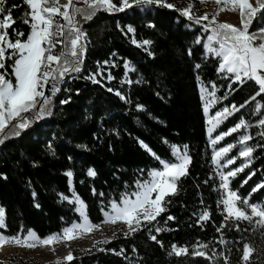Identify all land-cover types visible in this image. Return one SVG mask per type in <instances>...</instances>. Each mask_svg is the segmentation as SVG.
<instances>
[{
    "label": "trees",
    "instance_id": "trees-1",
    "mask_svg": "<svg viewBox=\"0 0 264 264\" xmlns=\"http://www.w3.org/2000/svg\"><path fill=\"white\" fill-rule=\"evenodd\" d=\"M4 6L15 20L8 37L25 41L30 33V25L23 23L28 6L24 0H6ZM143 6L134 4L121 12L95 10L90 20L77 15L86 33L80 71L66 74L55 95L50 85L46 88L51 115L19 135L9 132L0 143V205L6 212L2 231L14 236L31 230L41 238L60 233L79 219L77 197L86 204L91 222L99 224L113 200L120 203L124 193L137 191L138 182L151 179L153 169H162L156 156L175 162L171 146H187L191 162L187 174L176 181L175 194L165 197L166 211L127 236L121 233L88 253L77 252L69 264H244L245 245L253 249L248 264H264V227L225 219L220 203L225 194L214 161L215 147L234 144L222 164L235 158L226 172L241 167L246 161L238 155L239 135H250L252 161L230 178V184L241 198L251 194L250 203L264 205V188L252 191L264 184V128L259 125L264 94L221 120L213 139L242 119L249 126L214 147L205 105L213 116L232 105L239 108L255 95L257 85L234 82L221 73L219 61L206 55L200 41L203 23L176 8L154 3L142 10ZM261 28L264 13L258 14L252 30ZM17 31L24 35L17 36ZM145 40L150 43L143 44ZM12 52L7 49L0 71L15 84L12 71L18 56ZM89 170L95 176H89ZM205 212L209 218L201 219ZM173 245L187 247L188 253L175 255Z\"/></svg>",
    "mask_w": 264,
    "mask_h": 264
},
{
    "label": "snow or ice",
    "instance_id": "snow-or-ice-1",
    "mask_svg": "<svg viewBox=\"0 0 264 264\" xmlns=\"http://www.w3.org/2000/svg\"><path fill=\"white\" fill-rule=\"evenodd\" d=\"M205 3L206 0H199ZM6 0H0V69H4L7 49H12V55L18 56L13 63L12 75L15 78V84L12 79H7L6 72L0 71V143L7 138L9 132L13 135H19L21 129L29 127L47 114L51 115L50 97L45 95V89L51 86L52 95H55L59 88L57 83L61 81L69 72L80 71V55L84 50L82 39L86 37L79 27V21L76 19L80 15L84 20H90L95 10L106 9L107 11H123L125 7H131L129 0H122V7L117 8L112 0H24L28 6L29 12L25 15L23 23L30 25V33L25 41L19 39L14 42L8 37L7 29L15 23L11 15V10L5 8ZM88 5L89 8L78 7V4ZM136 4H161L167 8H175L173 4L162 3V0H135ZM215 3L221 5L215 15L209 20V14L206 12L203 16H196L192 13L193 4H189L184 9H178L182 15L201 24L203 21H209L204 25L205 31L211 27L212 35L208 36V51L220 57L222 62L219 64L220 71H227L234 74L235 81L241 84L250 80L257 85V92L245 101L239 108L232 105L231 109L224 108L216 113V119L213 127L226 119L234 112L244 108L248 103L254 101L257 96L264 94V28L256 32H249L251 22L258 13H264V0H215ZM13 7H16L13 5ZM225 10L238 12L240 16V25L236 26L228 22H219L217 17ZM59 17L63 23L56 18ZM131 31V29H130ZM17 36H23L24 33L17 31ZM215 41L218 47H212ZM145 40L143 44H149ZM60 45L58 53L54 49ZM199 67V66H197ZM91 78V77H90ZM111 79V77H109ZM98 82V81H97ZM111 91V89H109ZM119 95V93H117ZM209 95H214L209 93ZM261 105H257L255 111L259 112ZM207 111V104L205 105ZM31 114V116L25 115ZM16 121V123H13ZM259 125L264 128V119L259 120ZM249 125L243 119L234 127L216 137L212 141L224 139L225 136L237 132L239 129L246 128ZM8 129V132L5 130ZM212 129L210 128L209 131ZM264 135V132L261 133ZM250 135L240 137L239 143L246 145L251 140ZM144 147H147L146 145ZM172 154L177 157L178 162H168L153 153L156 159L162 165V169H153L150 172L151 179L144 183L138 182V191L128 194L124 193L120 203L115 200L111 202V211L104 212L102 223L116 224L124 222L127 224L129 232H135L142 226V221L151 223L164 211L163 207L165 197L174 195L176 192V181L187 174V165L191 162V157L187 155V146L183 153L179 148L172 145ZM234 144L221 148L215 153L214 161L218 163V158L229 153ZM149 151H151L149 149ZM253 152L252 147H243L239 152V157H250ZM235 163V158L226 161L227 165ZM247 164L227 172H220V187L225 190L226 198L220 203L225 206V219L244 220L256 224L258 227H264V205L250 203L249 197L241 198L237 191L230 189V178L236 177L237 173L242 172ZM67 175L71 176L72 173ZM89 176H95L94 170H89ZM247 183V181H244ZM264 188V184L258 185L252 191ZM95 191V190H93ZM155 194V198H153ZM102 195V194H101ZM132 196L135 199H132ZM67 199V197H64ZM80 207L76 209L82 218L81 223H73L70 227L64 228L60 233L51 234L41 238L33 231L29 230L26 234H17L14 236H5L0 233V247L5 244H14L26 248H35L37 246H53L58 242H67L72 239L80 238L85 233L99 228L100 225L93 224L87 216V206L78 197L75 200ZM250 209V214L247 211ZM103 211V210H102ZM5 209L0 207V228L6 227L4 223ZM209 214L205 212L201 219H208ZM255 218V219H254ZM173 219V217H169ZM163 229L157 228L156 231ZM220 231V229H217ZM129 232H125L127 236ZM153 240L155 236L151 237ZM110 241H103L108 243ZM223 242V241H222ZM101 243V242H97ZM207 247V245H201ZM54 250V248H53ZM173 253L177 256L188 253L187 247L172 246ZM253 249L245 245L242 253V261L248 264L250 254ZM197 256H205L206 253L195 251ZM211 259V257H208ZM73 256L69 254L64 260L57 261V264H69ZM3 264V262H0Z\"/></svg>",
    "mask_w": 264,
    "mask_h": 264
},
{
    "label": "rangeland",
    "instance_id": "rangeland-1",
    "mask_svg": "<svg viewBox=\"0 0 264 264\" xmlns=\"http://www.w3.org/2000/svg\"><path fill=\"white\" fill-rule=\"evenodd\" d=\"M63 2H64V0H61V3H63ZM252 2L255 3V0H252ZM162 3L173 4V5H175L176 9H184V8L188 7V5L191 3L194 5V7L191 10L194 15L203 16L207 12L209 14V20L211 19V17L213 15H215L217 10L221 7V5H218L217 3H215V0H206L205 3H200L199 0H162ZM113 4H115V3H113ZM129 4H131L133 6L134 4H136L135 0H129ZM149 5L150 4H144L142 10L143 9L147 10ZM122 6L123 5L121 4V5L117 6V8L122 7ZM128 9H129V7L124 8V10H128ZM172 9H174V8H172ZM116 12H121V11H116ZM258 14H257V16H258ZM257 16H256V18H257ZM256 18H254L252 20L250 28H249V32H256V31L252 30L253 22ZM56 19L59 20V22H61L59 17H57ZM217 20L219 22L232 23L233 25H236V26L240 25V16H239L238 12L225 10L219 14V16L217 17ZM62 23H63V21H62ZM202 23L204 25L209 24V21L206 20V21H203ZM189 27L191 29H193V27H191L190 25H189ZM201 35H202V37L200 38V41L204 47L206 55L210 58L217 59L219 61V63H221L222 60L220 57H217L214 53H211L208 51V45H209L208 36L212 35L211 27L209 28L208 31H205V29H202ZM84 42L85 41L83 38L82 43L84 44ZM211 43H212V47H218V44L215 41H213ZM53 51H54V53H56L55 49ZM127 68L129 69V71L132 70V67L130 66V64H127ZM221 73L226 75V76L233 77L235 79L234 74H229V73H227L226 70L221 71ZM45 91H46V89H45ZM209 108H210V105L207 104V116H208V122H209V129L210 128L212 129L211 131H209V136H210V139L212 142L213 140H215L212 138V136L214 134V131L218 128L219 124H217L215 127H213V122L216 119V115L215 116L211 115L209 112ZM25 115H27V114H25ZM13 122H15V121H13ZM241 136H243V134L239 135V140H240ZM216 143L213 144L214 147H215ZM245 146L249 147L247 143H246V145L240 144L239 152ZM178 148H179L180 152L183 153L184 149H182L180 147H178ZM220 149L215 147V153L217 151H219ZM187 155H188V153H187ZM226 155L219 157L218 163L216 162V165L218 166L220 172H226V167L228 165L222 164V161H224L226 159ZM242 160L244 161L245 157ZM245 161H244L245 164H247V165L250 164V162L252 161V156L247 157ZM175 162H178L177 157H176ZM188 165H187V168H188ZM230 189L232 190L231 184H230ZM138 190L139 189H137V191ZM224 194H225V190H224ZM153 198H155V194H153ZM225 198H226V196H225ZM132 199H135V197L132 196ZM0 207H2V206L0 205ZM78 207H80L79 204H78ZM86 211H87V209H86ZM110 211H111V209L108 212H110ZM247 211L250 214V209H247ZM78 215H79V219L77 221H75L74 223H81L82 222V218L80 216V213H78ZM87 216H88V214H87ZM4 223L6 225V212H5V216H4ZM143 223L144 222L142 221V224ZM98 225H100L99 228L92 230L90 233H85L80 238L72 239L71 241H67V242H58L53 246H37L35 248H26V247L17 246L14 244H5L4 247H6L7 250H5L4 252H0V262H3V264H57L58 260H60V261L64 260L69 254H71L74 258V256L76 255L77 252L81 253V254L88 253L91 250H93L95 247L104 244L103 241H105V240L110 241L113 238H115L118 234H121V233L124 234L125 232H129L127 224L122 222V221L117 222L116 224L102 223L101 222ZM70 226H68V227H70ZM4 228H6V227L0 228V233H2L3 235H5L2 231ZM131 233L132 232H129V234H131ZM98 241L101 243H97ZM53 248H54V250H53Z\"/></svg>",
    "mask_w": 264,
    "mask_h": 264
},
{
    "label": "bare ground",
    "instance_id": "bare-ground-1",
    "mask_svg": "<svg viewBox=\"0 0 264 264\" xmlns=\"http://www.w3.org/2000/svg\"><path fill=\"white\" fill-rule=\"evenodd\" d=\"M5 250H7L6 247H0V252H4Z\"/></svg>",
    "mask_w": 264,
    "mask_h": 264
},
{
    "label": "crops",
    "instance_id": "crops-1",
    "mask_svg": "<svg viewBox=\"0 0 264 264\" xmlns=\"http://www.w3.org/2000/svg\"><path fill=\"white\" fill-rule=\"evenodd\" d=\"M215 115H216V114H215ZM215 115H214V116H215ZM246 143H248V141H247ZM248 144H249V143H248ZM249 146H250V145H249ZM251 156H252V154H251ZM243 158H244V157H243ZM245 160H246V158H245Z\"/></svg>",
    "mask_w": 264,
    "mask_h": 264
}]
</instances>
